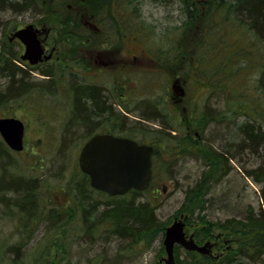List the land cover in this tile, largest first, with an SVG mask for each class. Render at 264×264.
<instances>
[{
	"label": "rangeland",
	"instance_id": "obj_1",
	"mask_svg": "<svg viewBox=\"0 0 264 264\" xmlns=\"http://www.w3.org/2000/svg\"><path fill=\"white\" fill-rule=\"evenodd\" d=\"M12 1L14 6L20 2ZM140 1L141 4L133 2L128 7L129 16L130 13H139L140 23L132 18L127 21L125 52L129 60L121 88L114 87L117 79L112 75L109 79L102 75L96 78L91 70L86 69L87 66L83 70L82 65L74 61L76 47L61 44L59 53L63 72L57 70L59 79L53 76L48 80L25 70L31 81L28 90L0 102V117L15 116L25 125L23 149L13 152L8 148L10 153H5L0 159V165L5 167L0 166V174L5 180L11 175L23 176L27 180L32 178L34 187L28 196L35 200L29 203L8 191L3 200H8L9 205L0 202V261L161 264L162 258L166 257L163 233L149 235L147 240L141 235L138 241L134 236L121 238L112 234L111 222L106 221L107 217L102 214L108 195L91 188L88 178L78 167L82 143L90 133L104 129L137 141H152V145L165 137L168 144L158 147L159 170L152 186L159 192L154 190L150 194L149 191L147 198L156 195V217L166 226L174 220L184 222L188 235L199 222L204 227L201 230L205 236L222 233L221 248L212 249L213 255L219 253L213 256L214 261L227 251L233 249L234 253L239 241L227 229L216 225L228 219L245 218L249 210L259 211L262 183L253 178L258 169L264 172V147L258 149V155L245 149L247 145L235 130L247 122L256 127L260 125L264 134V94H261V83L257 81L258 70L246 68L240 54L233 55L229 51L233 56L227 57L231 61L225 64V72L220 54L211 58L207 54L206 58L204 53L192 57L190 51L189 58L175 55L173 39L185 29L184 42L187 43L191 40V28H196L195 23L188 22L181 0ZM36 2L42 3L41 0ZM36 2L26 0L29 4ZM10 9L0 14V57L7 55L5 50H11L7 40L13 27L40 13L33 7L28 11H22L18 6ZM133 35L137 36L135 41L130 39ZM166 46H169V52H165ZM145 53L154 54L153 59ZM132 54L138 58L131 60ZM174 57L181 58L175 60ZM199 58L204 60L199 61ZM232 66L233 74L228 71ZM214 71L217 73L212 74ZM73 73L80 75L82 79L77 80L80 79L83 85L90 84V78L100 83L103 90L98 89L99 95L103 105L109 106L100 115L90 118L86 126L80 116L76 117L71 112L74 99L82 111H88L90 107L81 93L83 88H72L73 82L75 86L78 83ZM176 78H179V83ZM3 82L4 78L0 77L2 87ZM141 110H148L157 120L144 119L140 115ZM166 120L175 138L166 135L165 128L160 130V123ZM218 150H226L228 156L233 154L235 157L228 159L227 173L219 179L213 176V172H206L211 166L204 162L209 152ZM209 163L214 164L212 159ZM205 174H208L207 178ZM200 178L204 180L203 184L211 181L208 182L209 189L203 185V201L199 207L194 203L181 212L185 191ZM119 201L123 202V199ZM35 203L37 206L45 205L46 212L21 220L19 205L27 209L29 204ZM92 203L98 204L93 207ZM53 205L61 210L69 208V213L64 212L59 222L48 221L53 216L49 215L47 208ZM84 207L86 213L82 212ZM18 242L24 244L20 249L14 245ZM185 254L188 255L182 247H174L175 261L183 259ZM249 264H264V256H254Z\"/></svg>",
	"mask_w": 264,
	"mask_h": 264
},
{
	"label": "trees",
	"instance_id": "obj_2",
	"mask_svg": "<svg viewBox=\"0 0 264 264\" xmlns=\"http://www.w3.org/2000/svg\"><path fill=\"white\" fill-rule=\"evenodd\" d=\"M19 1V4H15V6L22 8V11L30 10V4L26 3V0ZM181 2L183 3V9L187 19L189 18L188 22L195 23L194 26H196V28H191V40L187 43L184 42L186 34L185 29L177 34L173 39L174 44H172V47H175L174 54L187 58L190 57L188 51H190L192 57L196 54L197 56H201L204 53L203 55H205V57L209 55L211 58L213 55L217 56V54H220L222 55L220 61L224 63L222 64V70L224 72L227 71L226 65L231 61L227 57L240 54L239 57L245 60L246 68L251 67L255 69V71L258 70L257 81L261 83V94H264V0H181ZM13 3L14 1L12 0H0V14L5 13L9 8H14L15 6ZM204 14L206 15L204 16ZM234 40L237 41V43ZM165 50V52H169V46H166ZM181 57H174L173 59L176 60ZM12 58V56L5 54L0 57V77L4 78V87L0 84V102L8 101V96L14 98L22 95L28 90L29 83L31 82L25 69L12 61ZM203 60V58H199V61ZM61 71H63V69H61ZM228 71L233 74L234 67L228 68ZM211 73L217 72L214 71ZM176 80L179 83V78H176ZM81 93L90 103L88 111H82L83 109L81 108L79 109V103L74 99L71 112L73 115H77L76 117L80 116L82 124L86 126L90 122L89 119L100 115L105 107L101 95H99V91L96 88L91 91L84 90ZM107 109L108 108H106V110ZM141 111L142 112L139 113L144 119L157 120L152 117L154 115L148 110L147 112L145 110ZM159 126L162 127L160 130H164L165 128L166 135L175 138V136L171 135L172 128L167 120L162 121ZM259 127L260 125L258 124L256 127L252 123L249 124L244 122L238 129H235L237 130L236 135L247 145L244 148L252 150L256 155H258V149L264 147V134ZM161 132L164 134L163 131ZM92 134L93 133H90L89 136ZM166 141L165 137H163L159 140L158 144H154L153 142V147H155L152 155V178L146 189L142 191L130 190L124 195L107 196L108 198L104 202L106 208L101 211L104 217H107L106 221L109 220V222H111L110 231L112 234L121 238L124 236L130 238L134 236L138 241L141 235L147 240L149 235H160V233H163L166 223H161L157 220L155 213V209L158 205L157 197L155 194H152L147 198V193L151 191V194L156 190L154 187L152 188V186L153 179L156 174H158L159 170L158 147H162L164 143L168 144ZM149 143L152 144V141H149ZM227 152L226 150L209 152L206 155V159L204 158V162H206L208 167L211 166V168L206 172H213V176H216L217 179L226 174V165L228 161L235 158L233 154L228 156ZM5 153L10 152L0 137V159ZM211 159L214 164L209 163ZM0 166L5 169L3 164ZM82 175L86 176L83 173ZM205 176L207 178L208 174H205ZM248 176L252 177L250 173H248ZM254 177L253 179L256 182L262 183L259 211L253 212L249 210L245 218L236 220L228 219L216 225L221 229H227L234 234L236 238H239L234 253L232 249L227 251L217 261H214L210 257L196 251L185 250V253H188V255L185 254L183 259L176 260V264H249L252 262L254 256H264V172L258 169ZM85 181L86 185H88L87 179ZM203 181L204 180L200 178V180L185 191L186 198L181 207V212L191 207L190 205L194 203L199 207L202 197H205L202 193L203 185L205 189H209L210 183L208 182H211L208 181L203 184ZM33 187L34 182L32 178L27 180L23 176L11 175L10 178L5 180L2 174H0V202H3L4 205H9L8 200H3V197L5 198L8 191H13L21 200L32 203L35 200L34 198L29 199L28 195ZM82 190H84V187ZM157 192L159 191L156 190V193ZM121 199H123V202L119 201ZM97 204L98 203H92L93 207ZM49 207L47 211L49 215L53 216V219H48L50 222H59L64 212L69 213V208L64 209L63 207L61 210L57 205ZM45 209V205L37 206L35 203L29 204L27 209L19 205L18 210L21 213V220H25L30 216H32V218L38 217L46 212ZM82 212H87L85 207ZM22 213L27 215H23ZM84 219L86 220L87 217ZM200 219L201 218H199V220ZM195 226L197 228L194 227V235L195 238L200 241L206 237L203 235V230H201L202 228L204 229V227L199 222H196ZM14 245L17 249H20L24 244L21 245L18 242V244ZM179 248L178 245L175 246V249ZM113 262L115 263V260Z\"/></svg>",
	"mask_w": 264,
	"mask_h": 264
},
{
	"label": "flooded vegetation",
	"instance_id": "obj_3",
	"mask_svg": "<svg viewBox=\"0 0 264 264\" xmlns=\"http://www.w3.org/2000/svg\"><path fill=\"white\" fill-rule=\"evenodd\" d=\"M41 2L40 4L37 2L36 4H30V10L32 7L39 9L37 10V12H40L38 13L39 16H34L33 19H29L24 23H18L9 32L7 43L11 50L7 49L4 52L13 57L12 61L28 72H33L42 78L49 80V78L56 76L59 79L60 74L57 70L63 69V62L60 60L61 54L59 53L60 45L72 44L76 47L74 61L77 65H82L83 70H91L93 77L96 78L100 75L105 79H109L111 75L114 76L117 79L113 84L114 87L121 88L129 60V55L125 52L128 37L127 21L132 18L136 23H140L139 13H130L129 16L128 7L133 2L141 4V1L41 0ZM27 26L29 28L23 34V37L32 41L35 40L41 49L39 58L35 59L34 62L30 61V57L21 58V55L25 53L26 44L21 37L19 38L14 34L16 30ZM136 37L133 35L130 39L135 41ZM1 49L5 48L1 47ZM145 55L152 60L154 54L145 53ZM31 58L34 59L32 55ZM137 58L136 54L131 55V60ZM70 74L72 73L70 72ZM73 75L76 80L81 78L79 74L73 73ZM90 80L89 86L83 85L80 79L77 80L76 86L74 82L73 85H69L75 90H81V88H83L82 91H91L95 88L103 90L100 83L92 81L91 78ZM105 131L112 132L110 129H104L100 132ZM193 233L192 236L195 239ZM222 237L221 234H214L203 238L201 243L206 242L208 245L205 253L207 256L216 257L219 255V253L213 255L212 249L213 247L216 249L221 248L219 246H221Z\"/></svg>",
	"mask_w": 264,
	"mask_h": 264
},
{
	"label": "water",
	"instance_id": "obj_4",
	"mask_svg": "<svg viewBox=\"0 0 264 264\" xmlns=\"http://www.w3.org/2000/svg\"><path fill=\"white\" fill-rule=\"evenodd\" d=\"M29 26L14 32L26 44L21 58L30 57L34 62L39 58L41 49L37 43L23 37ZM34 57V59L31 58ZM32 59V60H31ZM0 134L5 143L13 150L23 148V122L14 116L0 117ZM152 147L139 144L132 139L118 137L108 133H98L90 137L81 147L78 155L80 169L88 174L90 185L110 195L124 194L130 189L143 190L151 177ZM184 222L174 220L166 226L163 245L166 257L163 264H176L174 244L187 249L203 252L204 245H197L191 236L185 237ZM14 264V263H0Z\"/></svg>",
	"mask_w": 264,
	"mask_h": 264
},
{
	"label": "bare ground",
	"instance_id": "obj_5",
	"mask_svg": "<svg viewBox=\"0 0 264 264\" xmlns=\"http://www.w3.org/2000/svg\"><path fill=\"white\" fill-rule=\"evenodd\" d=\"M183 4V3H182Z\"/></svg>",
	"mask_w": 264,
	"mask_h": 264
}]
</instances>
